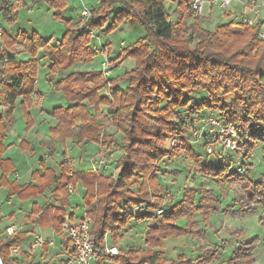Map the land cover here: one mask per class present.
Segmentation results:
<instances>
[{
	"label": "trees",
	"instance_id": "1",
	"mask_svg": "<svg viewBox=\"0 0 264 264\" xmlns=\"http://www.w3.org/2000/svg\"><path fill=\"white\" fill-rule=\"evenodd\" d=\"M41 1H46L55 10V19L65 24V31L57 42L36 32L19 30L16 35L7 32L3 19L16 23L19 6L29 7ZM192 1L178 0L173 11L177 15L174 21L169 19L166 0H99V6L83 22L64 16L68 0H32L31 3L0 0L3 26L0 34L3 45L0 48V62H3L0 66V187L7 188L9 202L15 196L22 201L45 197L42 202L34 200L27 215L34 216L32 223L39 227L53 229L56 244H60L65 255L56 259L59 264H68L74 256L65 222L67 216L74 220L75 212L68 208L79 182L85 190L84 209L87 207L86 213L92 219V240L99 257L96 264L255 263L259 236L238 242L225 262L222 259L226 239L221 244L201 246L194 257L184 252L175 258L168 257L163 249V240L170 237L191 236L207 243L209 220L216 212L223 210L239 215L264 208V173L254 179L242 167L235 166L236 160L230 153L225 156L208 153L207 135L197 142L192 140L199 128L196 123L214 116L235 125L241 140L234 152L241 155L244 164L253 166L249 159L260 144L264 161L262 21L251 25L234 18L207 28L201 22L210 16H195ZM117 4L122 8L117 10ZM191 18L193 21L189 23ZM123 22L141 25L145 33L124 47L111 68L114 70L130 57L135 60L132 69L118 76L105 75L102 68L76 69L60 78H48L75 63L93 62L99 53V47L94 44L95 32L108 34ZM80 27L84 30L80 31ZM18 42L25 44L24 50L31 55L30 59L18 58ZM105 46L110 51L111 45ZM40 51L51 62L47 76L49 87L61 92L66 101V105L52 109L57 121L50 127V135L64 142L73 139L78 145L93 142L101 148L119 150L121 154L115 163L109 159L106 168L99 167L100 162L92 159L90 168L77 170L66 158L58 164V171L40 157L39 167L31 171L28 180L10 179L18 169L11 158L5 157L8 127L14 121L18 106L28 128L34 125L31 109L35 106L34 98L42 95L37 91ZM204 91L208 94L196 101L194 95ZM103 115L110 119L116 129L114 133H108L100 121ZM117 132L122 135L121 141L117 139ZM194 143L204 148L205 157L197 152ZM21 147L36 154L27 140L22 141ZM181 154L192 161L200 176L214 178L222 188L230 181H239L242 192L224 209L216 189L204 184L186 185L177 197L170 198L167 187L159 180V172L164 160H174ZM109 167L113 172L106 174ZM70 185L74 192L70 191ZM159 209L163 210L161 214L157 212ZM182 219H185L183 225ZM133 220H156V224L145 233L143 246L125 248L120 240ZM24 233L2 237L0 231V264H23L12 249L22 246ZM106 244L117 245L120 254H106ZM48 245L46 241L42 246L45 253ZM25 255L32 257L30 253ZM41 260L35 264H44Z\"/></svg>",
	"mask_w": 264,
	"mask_h": 264
},
{
	"label": "rangeland",
	"instance_id": "2",
	"mask_svg": "<svg viewBox=\"0 0 264 264\" xmlns=\"http://www.w3.org/2000/svg\"><path fill=\"white\" fill-rule=\"evenodd\" d=\"M25 1L27 3L32 2V0ZM166 4L168 6V13L170 14L169 19L176 21L177 15L173 14V11L177 7L178 0H166ZM98 6L99 0H68L67 7L63 10V14L68 19L78 21L81 10L84 7L95 10ZM19 7L20 15L18 22L9 23L7 19H3V26L8 33L16 35L19 30H25L29 34L36 32L46 39H51L53 42H57L61 38L65 31V24L63 21L55 19V10L51 8L46 1L38 2L35 5L29 4V8L23 6ZM120 8H122V5L117 4L116 9L119 10ZM208 10L209 9L206 6L205 13H208ZM224 11L222 12L220 8L215 7L212 16L207 18L204 22H201L202 26L212 28L219 23L226 22L227 16H222ZM192 21L193 18L188 20L189 23ZM144 33L145 29L143 26H132L129 22H123L116 30L108 34L99 35L95 32L94 44L97 48L109 43L112 49L110 48V51L108 50V56L113 61L119 55L121 56L123 54L125 46L127 47L129 44L135 42L138 38L143 36ZM2 46V40H0V48ZM24 47V43H16L18 58L28 60L31 58V55L24 50ZM43 55V51H40L38 58L40 59L41 66L39 69L37 84V91L42 93V95H38L34 98L35 106L31 109L35 120L34 125L31 128H28L27 121L20 106H18L14 111V121L9 123L8 136L5 140V144L8 146L5 157L11 158L18 169L15 175L10 176V179L17 177L21 182L28 180L31 175V171L39 167L38 160L40 157H43L49 166L56 168L58 171H60L58 164L66 158L71 160L72 168L77 170L90 168L92 165V159L97 161L104 158L106 161L111 159L115 163V160L121 154V151L119 150H109L105 147L101 148L93 142L78 145L73 139H68L64 142L50 135V127L54 126L57 121L52 115V109L59 105H66V101L61 92L53 91L49 87L47 83V76L51 62ZM103 59L104 55L98 53L93 62L89 64L75 63L70 68L60 71L57 75H50L48 78H60L61 76L76 69H101ZM126 59L128 58H125L124 61ZM0 66H3V62H0ZM129 69H131V63L123 62L117 68L112 70L110 75L118 76L124 74ZM103 92H105V90ZM207 94V91H204L201 94L194 95V99L199 101ZM20 99L21 98L18 99V102ZM103 108L106 109V107ZM7 119L10 120L9 117H7ZM100 121L106 125L108 133H114L116 131V129L111 125L110 119L106 115L101 116ZM196 125L199 128L202 127L205 131L211 128L210 125L202 121H198ZM117 139L119 141L122 140V135L118 132ZM23 140H27L31 143V146L34 147L36 151L35 155H32L29 150L22 149L21 143ZM193 146L197 152L201 153V155L205 157L206 154L204 148L199 143H194ZM65 153L67 155H65ZM105 154H108V158ZM230 154L236 160L235 166L242 167V171L248 173V175L252 178L259 179L264 173L263 151L261 144L249 159V161L253 163V166L248 167L244 164L239 153L232 151ZM210 158L211 160H215L214 157ZM163 164L164 165L159 172V180L167 187L170 198L177 197L176 195L180 194L181 190L186 185L197 186L199 184H204L206 186H212L216 189L217 194L222 197V209H224L232 203L235 195L238 197V195L242 192V184L239 181H230L222 188L214 178L200 176L195 172L192 161L184 154H181L174 160L166 159ZM112 165L114 166V164ZM112 167L108 168L106 174H111L113 172ZM83 192L84 187L80 185L79 188L70 196L71 206H69L68 209L74 208L78 215H81L84 211L85 204L82 199ZM7 194V188L0 187V231L3 233L2 237H5L7 236L5 228L10 224H15L18 227V232H16L15 235L25 232L24 235L26 236L23 240L22 246L15 252L19 261L23 264H35L37 260L42 259L41 261L44 264H59L58 260L55 259V254L51 256L50 253H45L42 247L34 248L32 244L35 237L27 235L30 231L25 225L32 223L35 218L27 214L31 211L32 202L38 198L22 201L15 196L13 200L9 202L6 201ZM46 195L49 196V193H46ZM44 199L45 197L41 196L38 200L42 202ZM27 216L29 217L27 218ZM12 217H14V221L11 220L12 222L10 223L9 221ZM27 219L30 222L26 221ZM209 221L210 222L207 228V238L209 241H207V243L206 241L204 242L203 239L191 236L175 238L170 237L163 240V249L167 256L175 258L179 253L184 252L188 256L194 257L201 251V246L205 247L208 243L211 245L221 244L222 240L226 239L228 243L223 251L224 256L222 259V261L225 262L231 256L233 248L240 242L259 236L260 242L255 250L256 261L254 264H264L263 207H258L256 213L239 215L227 214L221 210L212 214ZM184 222L185 219L180 220L182 225ZM155 224L156 220H146L142 222L133 220L126 230H124V236L120 240L121 245L125 248L143 246L145 233L150 226ZM202 226L204 228L206 227L205 224H202ZM45 251L49 252V249H45ZM26 253L32 254L31 261L25 255Z\"/></svg>",
	"mask_w": 264,
	"mask_h": 264
},
{
	"label": "built area",
	"instance_id": "3",
	"mask_svg": "<svg viewBox=\"0 0 264 264\" xmlns=\"http://www.w3.org/2000/svg\"><path fill=\"white\" fill-rule=\"evenodd\" d=\"M234 1L235 0H193L191 6L195 15L206 18L212 15L215 7L226 10L230 8ZM206 6L209 9L208 13H205ZM92 13L93 10L84 7L81 10L80 20L83 22L87 21ZM241 20L244 23L251 25H254L259 21L249 17H243ZM2 30L3 26L0 22V34ZM79 30L82 31L84 29L80 27ZM260 36L264 38V21L262 22ZM98 50L99 53L104 55V59L102 61V70L104 71L105 75H110L112 73L111 67L113 61L108 56V48L105 45H102ZM202 121L210 125L211 128L206 131L203 130L202 127L196 129L194 131V138H192V140L197 142L198 140L202 139L204 135H207L208 144L206 145V149L208 153L225 156L231 151L237 149L238 143L241 139L234 124H226L214 116L202 118ZM99 162V167H107V161L105 158L99 160ZM69 189L71 192H74V187L72 185H70ZM84 210V216L80 219L71 220L68 216L66 217L65 229L74 248V256L69 259L68 264H96L99 260L98 249L94 246L92 240V219L86 213L87 207ZM157 212L161 214L163 210L159 209ZM6 232L8 235L13 236L16 234V232H18V227L15 224H10L7 226ZM46 241L49 240L45 239L42 235L37 234L35 235L32 245L34 248L42 247ZM49 244H53V242L50 243L49 241ZM17 249L18 248L12 249V252L15 254ZM104 252L106 254H120V249L117 245L106 244Z\"/></svg>",
	"mask_w": 264,
	"mask_h": 264
},
{
	"label": "crops",
	"instance_id": "4",
	"mask_svg": "<svg viewBox=\"0 0 264 264\" xmlns=\"http://www.w3.org/2000/svg\"><path fill=\"white\" fill-rule=\"evenodd\" d=\"M221 10L223 12L225 9H221ZM222 16H227V21H230L234 18L236 20H241L243 17H249V18H252L254 20H260L263 22L264 21V0H235L234 3L230 6V8H228L224 11ZM111 49H112V47H111ZM125 62L131 63V69L135 65V60L133 58H128L124 61V63ZM80 185H82L81 182H79L77 184L76 190L79 188ZM84 193H85V190L82 194V198L84 196ZM70 201H71V198H70ZM73 209L74 208H70L68 210L70 212H72V211L75 212L74 220L80 219L84 216V211L81 215H78L76 210L75 209L73 210ZM32 217L34 218V216H32ZM13 219H14V217H12V219H10L9 222L11 223L12 222L11 220H13ZM26 221H29V220L27 219ZM25 226L30 231L27 233V235H31L32 237H35V235L39 234V235H42L45 239L49 240L50 243L53 242V244H50V246H49V252H46V253H48V254L50 253L51 256L53 254H55L56 255L55 259L63 258L65 256L63 249L61 248L60 244H56V239H55L56 237H55V234H54V231L52 228H41L37 224H34V223L28 224ZM57 254H59V255H57ZM31 259H32V257L29 260H31Z\"/></svg>",
	"mask_w": 264,
	"mask_h": 264
}]
</instances>
